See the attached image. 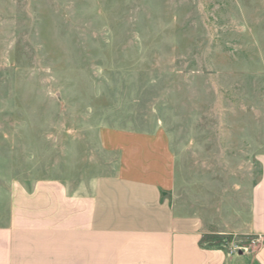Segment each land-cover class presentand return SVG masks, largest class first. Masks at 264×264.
Instances as JSON below:
<instances>
[{
    "label": "rangeland",
    "instance_id": "rangeland-1",
    "mask_svg": "<svg viewBox=\"0 0 264 264\" xmlns=\"http://www.w3.org/2000/svg\"><path fill=\"white\" fill-rule=\"evenodd\" d=\"M158 131L202 245L256 264L253 236L219 226L261 178L264 0H0V225L14 181L131 172Z\"/></svg>",
    "mask_w": 264,
    "mask_h": 264
},
{
    "label": "crops",
    "instance_id": "crops-1",
    "mask_svg": "<svg viewBox=\"0 0 264 264\" xmlns=\"http://www.w3.org/2000/svg\"><path fill=\"white\" fill-rule=\"evenodd\" d=\"M142 152L116 174L82 184L56 178L10 186L8 221L0 225V264H239L201 244L207 223L175 195V156L162 131L139 135ZM251 212L219 233L264 240V152ZM264 264V242L256 253ZM245 263V261H244Z\"/></svg>",
    "mask_w": 264,
    "mask_h": 264
},
{
    "label": "built area",
    "instance_id": "built-area-1",
    "mask_svg": "<svg viewBox=\"0 0 264 264\" xmlns=\"http://www.w3.org/2000/svg\"><path fill=\"white\" fill-rule=\"evenodd\" d=\"M264 240L262 237H252V239L249 240V244L257 246L258 248L263 244Z\"/></svg>",
    "mask_w": 264,
    "mask_h": 264
},
{
    "label": "trees",
    "instance_id": "trees-1",
    "mask_svg": "<svg viewBox=\"0 0 264 264\" xmlns=\"http://www.w3.org/2000/svg\"><path fill=\"white\" fill-rule=\"evenodd\" d=\"M252 237V236H251ZM250 236H248V238H251ZM254 237V236H253ZM204 241V238L201 240V244H202V242ZM249 243V242H248Z\"/></svg>",
    "mask_w": 264,
    "mask_h": 264
}]
</instances>
